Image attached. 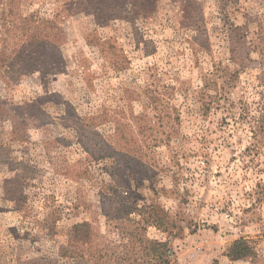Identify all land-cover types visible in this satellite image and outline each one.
<instances>
[{
    "label": "rangeland",
    "instance_id": "374dc122",
    "mask_svg": "<svg viewBox=\"0 0 264 264\" xmlns=\"http://www.w3.org/2000/svg\"><path fill=\"white\" fill-rule=\"evenodd\" d=\"M145 241L264 264V0H1L0 264Z\"/></svg>",
    "mask_w": 264,
    "mask_h": 264
},
{
    "label": "trees",
    "instance_id": "16d2710c",
    "mask_svg": "<svg viewBox=\"0 0 264 264\" xmlns=\"http://www.w3.org/2000/svg\"><path fill=\"white\" fill-rule=\"evenodd\" d=\"M1 1V0H0ZM154 209V211H156V208H152ZM83 229V231H82ZM90 227L88 223H80V224H76L75 226H73L72 231H71V235H70V243L73 245L75 244L76 240H84V242H86L89 239L90 236ZM81 235H83V237H81ZM142 242H144V240H142ZM145 243H149L150 246H153L152 250L154 252V263H158V264H168V257L166 254V250H165V245L162 243H150L145 241ZM74 253L73 251L70 252ZM250 251L249 248L247 247L246 243L243 242L242 240L239 241H235L232 245V247L230 248L229 252H228V256L232 259H242L245 258L249 255ZM73 255V254H72ZM76 255V254H74ZM75 257V256H73ZM93 257V256H92ZM91 258V257H90ZM99 262H102V264H106V255H100L96 258ZM92 260V259H91ZM79 261H81L79 259ZM83 262V261H82ZM88 262V260H84V263ZM79 264H81L79 262Z\"/></svg>",
    "mask_w": 264,
    "mask_h": 264
},
{
    "label": "built area",
    "instance_id": "2783aa9c",
    "mask_svg": "<svg viewBox=\"0 0 264 264\" xmlns=\"http://www.w3.org/2000/svg\"><path fill=\"white\" fill-rule=\"evenodd\" d=\"M225 218H229V216L226 214L225 216H224Z\"/></svg>",
    "mask_w": 264,
    "mask_h": 264
}]
</instances>
